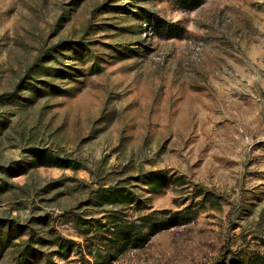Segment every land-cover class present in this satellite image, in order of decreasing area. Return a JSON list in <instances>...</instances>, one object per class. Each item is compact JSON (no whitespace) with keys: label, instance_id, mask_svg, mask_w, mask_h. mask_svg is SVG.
<instances>
[{"label":"rangeland","instance_id":"rangeland-1","mask_svg":"<svg viewBox=\"0 0 264 264\" xmlns=\"http://www.w3.org/2000/svg\"><path fill=\"white\" fill-rule=\"evenodd\" d=\"M0 264H264V0H0Z\"/></svg>","mask_w":264,"mask_h":264}]
</instances>
